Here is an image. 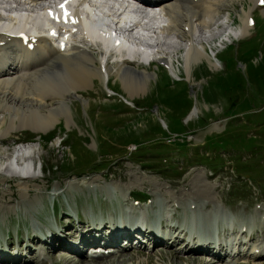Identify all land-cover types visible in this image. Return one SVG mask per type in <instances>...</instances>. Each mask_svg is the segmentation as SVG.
Wrapping results in <instances>:
<instances>
[{"label":"rangeland","instance_id":"obj_1","mask_svg":"<svg viewBox=\"0 0 264 264\" xmlns=\"http://www.w3.org/2000/svg\"><path fill=\"white\" fill-rule=\"evenodd\" d=\"M221 1L225 5L217 21L225 23L229 16L240 28L243 8L248 11L252 2ZM258 8L254 12L256 26L253 22L247 40L223 44L218 50L215 44L206 51L217 67L203 60L188 77L182 49L185 43L178 42L184 47L171 58L175 74L184 83L171 79L161 63L144 67L155 78L145 92L136 95H130L114 75L107 83L96 79L92 87L80 91L87 104L73 99L71 125L61 119L56 128L40 134L22 129L1 138L6 129L1 119L6 113L0 111V166L8 167V160L18 149L17 141H24L26 146L35 140L29 145L34 148L31 159L36 167L34 181L8 173L7 167V172L0 170V246L7 240L23 243L36 233L53 229L67 232L59 225H70V233H76L77 223L118 218V204L128 198L134 201H128V207L148 216L156 214L169 225H184L199 217L200 229L212 237L220 231L206 229L213 227L212 212L239 219L240 223L249 216L252 222L248 224L259 233L255 237L263 236L257 242L264 243V10ZM111 62L115 73L119 64ZM194 108L196 114L192 116ZM184 207L194 208L193 212L185 213ZM159 208L166 211L167 218ZM130 236L136 235L127 232L126 237ZM71 240L77 237L62 242ZM58 244L61 246L53 243L48 250L41 244H30L28 250L23 249L26 257L0 261L195 264L182 260L201 255L206 264H264V259H252V246L243 250L247 256L241 260L224 256L217 262L209 260L207 252H186V245L179 243L154 247L147 241L141 248H120V254L114 250V256L105 258L92 257L91 244L82 251L80 247V257L74 248Z\"/></svg>","mask_w":264,"mask_h":264},{"label":"bare ground","instance_id":"obj_2","mask_svg":"<svg viewBox=\"0 0 264 264\" xmlns=\"http://www.w3.org/2000/svg\"><path fill=\"white\" fill-rule=\"evenodd\" d=\"M249 1L252 2L253 7L248 11L243 8L240 16L241 25L235 34L238 40L249 35L253 28L250 21L259 7L260 0ZM38 2L36 1V4ZM224 5L221 0H163L155 6L159 7L167 20H164V25H159L160 28L150 32L151 38L155 40L154 45L152 47L147 45V50H134L131 42L127 45L126 43L121 44L120 41L133 38L134 30L140 32V27L130 29L124 34L113 32L109 29L113 22H116L115 31H118V25L124 24L129 18L122 14L116 18L115 12L111 11L107 14L102 9L105 8L103 5L93 4L91 0H83V3L73 0L70 7L75 11L74 18L80 21L81 15L83 20L82 23L80 22L79 25L67 31L70 33L69 36L72 35L70 40L72 44L69 50L61 51L57 46L50 45L51 42L46 38L47 28L51 26V23L43 18V11L14 9L0 4V111L6 113L1 119L2 126L6 127L1 133V138L22 129H30L36 134L50 131L56 128L61 119H65L68 125H71L74 121L70 106L73 99L85 101L80 91L92 87L96 79L107 83L110 76L114 75L130 95H136L139 91L145 92L150 81L155 78V74L144 67L140 68V65L150 66L148 62L151 61L161 63L171 71L174 69L171 57L177 52L176 50L184 49L185 51V69L188 77L192 74L193 67L203 60L217 67V64L214 65L213 59L211 60L207 54L206 47L208 48L211 41H215L227 31L225 24L219 23L220 20L217 21ZM262 12L264 14V11ZM154 19L156 20L153 24L162 22L161 16ZM227 19L229 23L234 22L229 16ZM74 29L77 32L72 34L71 30ZM21 33L28 35L32 33L41 37L37 40L36 50L31 52L23 48L16 36ZM205 34L210 35L209 39L205 38ZM143 42L141 40L140 43ZM178 42L185 43V47ZM181 46L184 48L181 49ZM41 47L42 49L37 51V48ZM94 50H98L97 55ZM165 50L168 52L164 53ZM111 59H116L119 64L115 73L110 66ZM174 76L181 78L178 75ZM84 104L87 102L85 101ZM195 114L194 109L192 116ZM17 148L8 160L7 170L17 163L15 167L20 170L14 175L22 180H36L35 174L34 176L31 174L33 169L35 170V163L31 159L33 146L26 145ZM118 206H121V208L118 207L120 210L118 218H104L100 222L91 221V224L77 223L79 229L76 233H70V225H59L67 232L53 229L47 233H36L33 239L24 240L23 243L18 244L11 240L3 241L5 245L0 246V260L26 257L28 253L23 249L28 250L30 244H41L49 248L53 243H60L61 246L58 244L60 247L74 248L78 254H81L80 252L86 248L87 244H91L99 249L94 254L105 258L114 256L116 254L114 250L118 253L120 248H124V251L134 246L141 248L146 245L147 241L154 247L165 242L179 243L186 245L184 249L187 250L186 252L198 254L197 252L203 251L221 259L229 254L228 238L236 233L231 226L226 230L221 223H217L218 220L224 221L225 219V217L218 216V212L211 213L213 227L206 228L213 231L220 229L216 237H212L200 229L203 227L199 217L184 225H169L167 219L160 220L156 214L153 217L148 216L147 212L139 214L126 203L118 204ZM126 209L129 212H124ZM77 216L79 219V213ZM163 224L165 225L162 226ZM89 231L92 232L90 235L87 234ZM127 232L136 236L126 237ZM219 232L224 235H219ZM240 232H242L241 229ZM71 236L77 237V240L63 244V239ZM57 238L61 240L57 242ZM254 239L256 237L252 235L251 243H258L257 250L261 251V258H255L254 261H261L264 259V253L262 254L264 243H259ZM242 243L239 240L237 244L238 256L243 255ZM80 247L82 249L78 252ZM121 257H124L123 253ZM189 261L195 264H206L201 255L192 257V259L186 257L182 260V262Z\"/></svg>","mask_w":264,"mask_h":264},{"label":"trees","instance_id":"obj_3","mask_svg":"<svg viewBox=\"0 0 264 264\" xmlns=\"http://www.w3.org/2000/svg\"><path fill=\"white\" fill-rule=\"evenodd\" d=\"M95 163V162H94Z\"/></svg>","mask_w":264,"mask_h":264}]
</instances>
